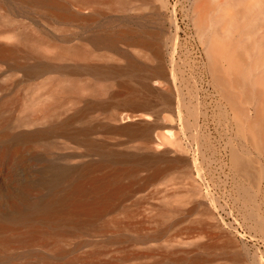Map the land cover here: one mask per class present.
<instances>
[{
  "label": "bare ground",
  "instance_id": "bare-ground-1",
  "mask_svg": "<svg viewBox=\"0 0 264 264\" xmlns=\"http://www.w3.org/2000/svg\"><path fill=\"white\" fill-rule=\"evenodd\" d=\"M108 1L127 6V0ZM36 2L54 9L62 20L76 17L86 22L94 15L71 13L53 0ZM260 5L264 0L253 4L250 0H213L199 5V31L216 33L212 25L203 28L205 21L238 25ZM239 30L246 36L251 32L248 26ZM145 33L141 37L137 31L125 29L95 38V43L123 59V65L105 67L31 60L21 56L16 45L0 41V63L15 62L0 76L13 75L14 69L22 72L21 81L46 76L41 86L24 95L14 84L0 81V264H75L74 260H56L69 242L80 243L82 236L103 233L112 225L105 216L129 193L122 182L125 175L134 179L138 168L150 165L155 170L144 182L152 181L182 162L178 155H169L180 148L174 108L170 106V114L162 117L167 120L164 123L157 122L154 112V99L170 103L159 86L171 92L173 71L169 76L157 34ZM119 42L150 51L154 62L146 64L121 51ZM238 43L231 39L226 46L211 42L206 46L212 82L232 114L229 120L223 115L220 131L225 135L229 121L239 147L226 142L222 150L229 151L234 172L264 195L262 171L254 167L248 155L252 149L264 161V44L249 39ZM71 55L87 57L73 49L61 52L67 59ZM223 60L228 63L225 69ZM110 79L115 80L116 91L110 90ZM107 133L140 143L131 146L129 152L116 151L111 146L122 143H108ZM92 153L97 159H89Z\"/></svg>",
  "mask_w": 264,
  "mask_h": 264
},
{
  "label": "rangeland",
  "instance_id": "rangeland-1",
  "mask_svg": "<svg viewBox=\"0 0 264 264\" xmlns=\"http://www.w3.org/2000/svg\"><path fill=\"white\" fill-rule=\"evenodd\" d=\"M36 1L0 0V41L16 45L18 53L31 60L42 58L71 66L123 65L121 56L94 39L125 29L137 31L141 37L147 31L157 34L162 61L169 76L172 71L174 76L171 92L159 86L170 103L154 99V112L157 122L164 123L169 107L174 108L180 148L169 155L182 158V162L152 181L144 182L155 170L150 165L138 168L134 179L125 175L122 182L129 187V193L105 216L112 225L103 233L82 236L80 243L69 242L56 262L264 264V195L251 181L234 172L229 151L222 150L226 142L238 147V141L229 121L225 135L220 131L223 115L229 120L232 114L212 82L206 53L210 42L226 46L231 39L238 44L249 39L264 44V5L254 8L251 17L238 25L224 20L215 24L205 21L203 28H216V33L207 35L199 31L197 8L213 0H127L125 7L108 0L83 5L80 0H53L71 13H94L86 22L76 17L59 19L54 9ZM254 1L250 0V4ZM226 11L230 13L232 9ZM243 26L249 27V35L240 32ZM118 47L143 63L154 62L150 51L141 47L124 42H119ZM67 49L87 57L71 55L67 59L61 56ZM14 63H0V72ZM221 64L224 69L228 66L225 60ZM45 77L21 81L22 72L14 69L13 75L2 74L0 81L14 84L24 95L41 86ZM115 80H108L111 91L118 89ZM105 138L110 144L122 143L111 146L116 151L129 152L131 146L140 143L114 133H107ZM248 155L264 177V161L252 149ZM89 159L95 160L97 155L92 153ZM194 256L201 259H189ZM16 262L22 260L16 258Z\"/></svg>",
  "mask_w": 264,
  "mask_h": 264
}]
</instances>
